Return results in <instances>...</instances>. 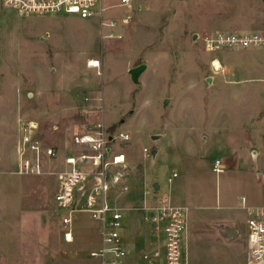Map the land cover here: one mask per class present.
<instances>
[{
  "label": "rangeland",
  "instance_id": "rangeland-1",
  "mask_svg": "<svg viewBox=\"0 0 264 264\" xmlns=\"http://www.w3.org/2000/svg\"><path fill=\"white\" fill-rule=\"evenodd\" d=\"M104 3L102 25L24 16L0 0V264H96L90 215L76 213L66 229L54 198L56 174L77 153L75 135L98 123L131 136L119 146L130 188L120 207L142 203L145 190L148 202L158 196L188 206L187 264H247L246 208L264 205V48L209 53L204 40L219 31L263 32L264 0ZM143 64L133 81L130 71ZM27 123L57 152L43 157L40 174H18ZM216 159L226 167L220 174ZM124 214L134 250L146 247L142 214Z\"/></svg>",
  "mask_w": 264,
  "mask_h": 264
},
{
  "label": "built area",
  "instance_id": "built-area-1",
  "mask_svg": "<svg viewBox=\"0 0 264 264\" xmlns=\"http://www.w3.org/2000/svg\"><path fill=\"white\" fill-rule=\"evenodd\" d=\"M2 5L24 16L36 14L69 15L85 20H100L106 16L108 7L104 0H2ZM130 7V0H122ZM111 27L116 25L111 22ZM209 53L222 50L264 48L263 32L223 33L215 32L204 40ZM99 61H97L98 63ZM92 67V66H91ZM24 135L19 149L18 174H40L43 157L54 159V148L43 146L36 123L22 124ZM131 136L123 131H114L95 124L77 133L73 144L76 154L65 158V171L58 175L55 203L61 223L68 229L76 213H88L97 228L99 246L89 253L96 264H187L183 247L187 239L190 211L183 205H172L158 196H151L145 190L141 202L134 208L142 214L145 224L151 227L157 245L135 249L131 237L124 232L125 209L119 206L118 198L129 193L119 171L126 164L125 154L119 150L121 143H128ZM264 140V134H263ZM146 157L152 156L151 149H144ZM226 169L220 159L213 163V172L220 174ZM177 177L174 174L173 178ZM114 192L118 193L117 196ZM245 203V198H242ZM247 264H264V206L247 207ZM72 231L65 233L72 241ZM129 243V244H128ZM141 258L142 262L137 258Z\"/></svg>",
  "mask_w": 264,
  "mask_h": 264
},
{
  "label": "water",
  "instance_id": "water-1",
  "mask_svg": "<svg viewBox=\"0 0 264 264\" xmlns=\"http://www.w3.org/2000/svg\"><path fill=\"white\" fill-rule=\"evenodd\" d=\"M196 38H197L196 35H194L193 39L195 40ZM146 67L147 66L143 64L137 68H133L130 71V74L132 76L133 81H135V82L138 81L139 75L146 69ZM207 82H208V84H211L212 83L211 78H208ZM165 104H167V100L165 101ZM158 138H159V136H152V141H156ZM157 153H158V151L156 149H153L152 150V157L155 158ZM154 189H156V190L159 189V185L157 183L154 184Z\"/></svg>",
  "mask_w": 264,
  "mask_h": 264
},
{
  "label": "crops",
  "instance_id": "crops-1",
  "mask_svg": "<svg viewBox=\"0 0 264 264\" xmlns=\"http://www.w3.org/2000/svg\"><path fill=\"white\" fill-rule=\"evenodd\" d=\"M152 151V150H151ZM253 155H256V152H253ZM216 160H218V159H216ZM215 160V161H216ZM214 161V162H215ZM174 175V174H173ZM156 184V183H155ZM260 206H264V205H260ZM129 210H126V212H128ZM144 225L146 226V227H149L150 228V230H149V232H150V235L148 236L149 238H148V240L147 241H145V243H148V244H146V247H149L150 245L152 246V245H157V243L155 242V237L153 236V233H152V230H151V227L149 226V225H147V224H145L144 223ZM146 229V228H145ZM130 236V235H129ZM132 239H131V241H133V240H135L134 239V237L133 236H130ZM151 237H153L152 239H151ZM129 244V243H128ZM138 244V243H137ZM131 246L133 247V244L131 243Z\"/></svg>",
  "mask_w": 264,
  "mask_h": 264
},
{
  "label": "bare ground",
  "instance_id": "bare-ground-1",
  "mask_svg": "<svg viewBox=\"0 0 264 264\" xmlns=\"http://www.w3.org/2000/svg\"><path fill=\"white\" fill-rule=\"evenodd\" d=\"M95 63H96V64H95ZM91 66H92V67H98V66H99V62L97 63V61H96V62H93V61H92Z\"/></svg>",
  "mask_w": 264,
  "mask_h": 264
}]
</instances>
